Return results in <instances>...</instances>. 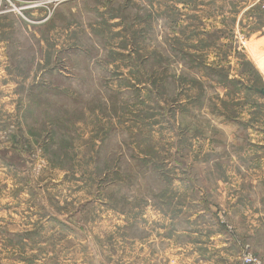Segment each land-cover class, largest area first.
<instances>
[{"label":"rangeland","instance_id":"rangeland-1","mask_svg":"<svg viewBox=\"0 0 264 264\" xmlns=\"http://www.w3.org/2000/svg\"><path fill=\"white\" fill-rule=\"evenodd\" d=\"M261 132L264 0H0V264L264 260Z\"/></svg>","mask_w":264,"mask_h":264},{"label":"built area","instance_id":"built-area-1","mask_svg":"<svg viewBox=\"0 0 264 264\" xmlns=\"http://www.w3.org/2000/svg\"><path fill=\"white\" fill-rule=\"evenodd\" d=\"M263 0H259V3ZM242 264H264V260L261 258L255 257L249 250L246 248L242 256Z\"/></svg>","mask_w":264,"mask_h":264},{"label":"crops","instance_id":"crops-1","mask_svg":"<svg viewBox=\"0 0 264 264\" xmlns=\"http://www.w3.org/2000/svg\"><path fill=\"white\" fill-rule=\"evenodd\" d=\"M261 133H262V132H261ZM262 135L264 136V133H262ZM263 147H264V140L259 141V150H260V151L263 150ZM261 165L264 166V158L261 160ZM259 180H260V179H259ZM261 186H262V185H261ZM236 259H237V261H238L239 264H240V262H241V257L238 256Z\"/></svg>","mask_w":264,"mask_h":264}]
</instances>
